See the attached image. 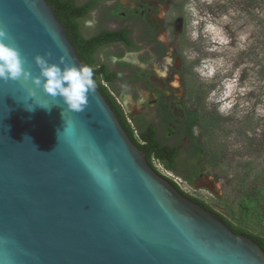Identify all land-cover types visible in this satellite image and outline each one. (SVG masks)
Returning <instances> with one entry per match:
<instances>
[{
    "label": "water",
    "instance_id": "water-1",
    "mask_svg": "<svg viewBox=\"0 0 264 264\" xmlns=\"http://www.w3.org/2000/svg\"><path fill=\"white\" fill-rule=\"evenodd\" d=\"M0 27L33 76L36 55L84 65L47 0H0ZM146 156L96 83L74 111L0 80V264H264L259 243Z\"/></svg>",
    "mask_w": 264,
    "mask_h": 264
},
{
    "label": "rangeland",
    "instance_id": "rangeland-1",
    "mask_svg": "<svg viewBox=\"0 0 264 264\" xmlns=\"http://www.w3.org/2000/svg\"><path fill=\"white\" fill-rule=\"evenodd\" d=\"M130 1L136 0L125 4ZM161 7L167 23L161 24V34L167 47L177 49L185 70L183 79H176L181 88L170 83L159 89L174 99L177 120L194 123L195 138L179 131L166 139L180 147L179 172L156 159L154 165L235 225L264 237V217L252 222L242 216L248 192L264 201V0H165ZM118 90L114 96L138 135L130 104L143 109L155 91L143 88L146 95L135 102L129 89ZM206 116L212 121L204 123ZM166 135L162 128L160 137ZM194 165L202 169L206 185L183 176Z\"/></svg>",
    "mask_w": 264,
    "mask_h": 264
},
{
    "label": "flooded vegetation",
    "instance_id": "flooded-vegetation-1",
    "mask_svg": "<svg viewBox=\"0 0 264 264\" xmlns=\"http://www.w3.org/2000/svg\"><path fill=\"white\" fill-rule=\"evenodd\" d=\"M161 1L165 0H136L126 5L125 0H74L77 5H93L89 14L81 20V29L87 38L99 34L108 38L111 33L126 36L124 40L100 47L94 55V63L98 66L106 64L111 72L116 74L112 82L102 77V82L113 95L119 92V87L123 91L129 89L135 94L136 102L138 98L146 95L143 88L155 91L146 98L143 109L130 104L132 108L129 117L138 133L141 127L154 125L159 140L171 144L166 139L179 131L184 133L186 138L189 137L186 131L191 122L184 123L183 120L176 119L174 99L167 97L164 89H159L162 85L167 88L171 85L181 88L182 84L176 79L181 77L182 80L185 70L182 61H179L177 49L167 47L163 38L165 36L161 34L165 32L161 24L167 27L161 13ZM164 14H167L166 11ZM162 128L167 131L164 139L160 137ZM183 165L179 154L177 166L179 168ZM188 168L187 174H183L188 182L207 184L203 181L204 174L199 166Z\"/></svg>",
    "mask_w": 264,
    "mask_h": 264
},
{
    "label": "trees",
    "instance_id": "trees-1",
    "mask_svg": "<svg viewBox=\"0 0 264 264\" xmlns=\"http://www.w3.org/2000/svg\"><path fill=\"white\" fill-rule=\"evenodd\" d=\"M49 4L53 7L59 20L67 27L68 35L73 42V44L78 49V54L82 59L84 65L93 68V79L96 85L99 87L103 95L106 97L107 101L110 103L118 118L120 119L122 125L132 138V140L147 154V160L150 165L159 170L154 165V160L160 161L168 170L174 172H179L177 166V159L180 154V147L171 144H166L165 142L159 140L157 132L154 125L150 127H141L138 135L135 134V129L129 122V118L125 113L122 105L117 101L116 97L109 91L106 85L102 82V77L106 78L108 82H112L115 78V73L111 72L106 64L98 66L94 63V55L99 51L100 47L111 44L115 41L126 39L125 35H117L116 33H111L108 38H105L104 34H99L93 37L87 38L81 29V20L89 14V10L93 5L91 3H86L83 5L75 4L74 0H47ZM200 99H197V102ZM204 123L212 121V118L206 116L203 118ZM194 123L192 122L187 128V134L191 139L195 138L193 131ZM203 150L196 149L195 153L201 156ZM202 171V169L199 167ZM160 173V172H159ZM161 174V173H160ZM180 192L188 196L192 200L200 203L209 210H212L218 217L225 221L236 233L248 235L253 238L257 243H259L264 249V237L255 233L250 232L244 227L235 225L229 219H227L221 213L215 211L211 206H209L205 201L190 195L184 191L173 179L165 176ZM189 179V178H188ZM192 180V178H190ZM242 216L245 220L252 222L263 221L264 217V201L262 197L256 193L248 192L244 199V204L242 205ZM263 223V222H262Z\"/></svg>",
    "mask_w": 264,
    "mask_h": 264
},
{
    "label": "clouds",
    "instance_id": "clouds-1",
    "mask_svg": "<svg viewBox=\"0 0 264 264\" xmlns=\"http://www.w3.org/2000/svg\"><path fill=\"white\" fill-rule=\"evenodd\" d=\"M9 33L5 28L0 27V80L27 82L31 80L32 84L52 96H59L66 104L67 108L74 111H82L87 105L88 94L95 90V81L93 79V68L90 66H79L66 62L65 56L59 57L60 64L49 63L41 55L34 57L35 63L39 68V75L33 76L32 73L24 67L25 58L21 56L18 48L6 43L9 39ZM47 55H51L48 53ZM30 97L35 96L33 89L28 90ZM47 108L44 105H38ZM32 111V108H27Z\"/></svg>",
    "mask_w": 264,
    "mask_h": 264
}]
</instances>
